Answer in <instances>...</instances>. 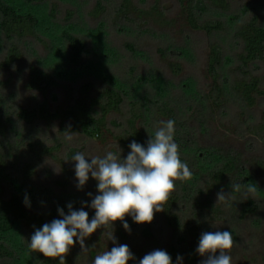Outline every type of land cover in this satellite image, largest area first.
<instances>
[{
  "label": "rangeland",
  "instance_id": "1",
  "mask_svg": "<svg viewBox=\"0 0 264 264\" xmlns=\"http://www.w3.org/2000/svg\"><path fill=\"white\" fill-rule=\"evenodd\" d=\"M11 1L18 8L31 10L38 18V25L36 38L25 34L21 39H13L21 52L18 61L10 66H0V95L5 96L6 103L12 108H29L46 101L48 108H64L84 96L80 91L81 85L89 83L92 94L109 85L119 89L123 97L120 111L108 116V126L115 133L124 123L130 101H142L147 112L154 102L170 103L177 118L184 124L183 130L190 131L199 145L207 150L196 154V157L190 150H184L186 157L194 158L191 179L184 182L194 180L197 186L204 187L205 191L198 195V199L206 200L209 192L214 205L221 206L227 215L222 219L201 214L196 216L194 222H200V234L206 231H229L234 240L229 252L231 264H264V180L261 177L262 166L257 162L264 160V145L255 134L245 133L248 124L259 121L264 110V94H257L254 105L245 107L229 91L224 103L217 107L214 105L213 109L203 97L210 93V79L206 73L209 41L216 40L223 46L227 62L224 71L227 78L224 82L229 84L232 75L228 68L235 64V54L239 49L234 29L241 20L252 15H256L259 23L264 25V0H230V10L219 15L226 23V29L211 36L203 31H193L186 24L185 15L181 13L176 0H130V19L118 9L122 0ZM155 3L162 14L151 10ZM140 10L146 12L140 15ZM64 29L85 40L83 56L76 65L69 64L67 60L68 45L62 36ZM7 43L8 40L2 38L0 47L4 49L0 48V62ZM35 66L46 68L56 75L60 85L44 92L31 90L27 84L30 69ZM257 71L260 76L264 75L263 63L259 64ZM261 83L260 86L264 88V77ZM60 121L26 123L12 114L7 116L5 134L0 135V140L5 136L4 140L8 142L6 151L2 150L0 144V163L5 159V153L9 154L6 160L11 163L26 160L29 142L58 145L53 155L41 158L40 164L35 167L33 179L27 183L39 187L46 200L45 205L31 208L32 211L45 210L57 198L64 200L67 205L71 203L74 210H79L82 202L90 205L92 197L98 194L97 181L90 177L83 189H78L75 162L71 157L77 152L103 157L108 151L118 153L121 149L112 138L106 144H99L98 140L88 136L71 133L73 139L69 141L65 138L66 132ZM141 126L146 129L149 127L147 122L141 123ZM126 156L125 150H122L121 157ZM229 156L235 157L237 167L240 166L239 171H243V175L233 172L230 179L242 185L245 193L246 183L250 179L257 187L256 193L250 195L257 201L258 211L243 221H237L235 217V195L225 190V195L229 194L227 201L217 203V192L205 187L208 179L206 171L219 166ZM10 170L7 172L13 177H8L9 187L14 188V183L20 185L26 182L19 180ZM175 184L177 190L180 181H175ZM88 193H92V197ZM84 210L89 213V219L95 214V210L90 207ZM64 212L67 214L68 208ZM185 215V222L191 220L192 215ZM59 218L57 211L53 219ZM128 224L130 231H126L122 223L101 227L85 239L84 250L77 242L70 250L72 256L67 264H92L96 255L116 246L110 240L111 233L116 244H127L133 253L135 259L128 264H139V260L153 250L167 251L169 245L176 241L173 229L166 225L157 212L151 223L134 224L132 221ZM143 226L149 229L150 234H143ZM25 230L26 225L22 224L17 231L7 236L10 243L13 244V240H17L16 243L21 241ZM185 239L179 247L186 245V250L190 248V251H181L179 256L182 260L178 262L176 258L175 264H200L205 257L196 252L198 245L194 237L190 235ZM22 251V256L14 261L5 260L3 264H44L41 260L37 261V254L31 249L23 248Z\"/></svg>",
  "mask_w": 264,
  "mask_h": 264
},
{
  "label": "trees",
  "instance_id": "2",
  "mask_svg": "<svg viewBox=\"0 0 264 264\" xmlns=\"http://www.w3.org/2000/svg\"><path fill=\"white\" fill-rule=\"evenodd\" d=\"M25 1L26 3H36L41 0ZM176 1L181 8V13L185 15L186 24L193 31H203L208 36H211L215 32L226 29V23L219 15L230 10V0ZM130 3V0H122L118 8L120 12H124V16L128 19H130ZM151 10L157 11L159 14L163 13L158 10L157 3L152 5ZM145 12L140 10V15ZM37 25L38 18L31 10L18 8L11 0H0V42H2L4 37L8 40L0 66H10L18 61L21 52L13 39H21L25 34L36 38ZM62 36L67 41V60L69 64H78L86 47L85 40L67 29L62 31ZM234 36L238 40L239 49L235 54V64L228 68L229 73L232 75V80L229 84L224 82L225 78H227L224 75L227 62L224 58L222 44L216 40H210L208 43L210 54L207 60L206 73L210 79V93L204 94L203 97L211 109H213L214 105L217 107L223 104L229 91L245 107L254 105L257 94H264V88L260 86L264 75L260 76L257 71L259 64H264V25L259 23L256 15H252L248 19L241 20L236 25ZM0 48L4 49L2 46ZM176 70H178V67H176ZM29 74L30 80L27 86L31 90L44 92L48 88L60 85L56 75L49 72L46 68L32 67ZM80 87V91L84 96L77 98L64 108L58 109L48 108L46 101L40 102L34 107L23 108L18 106L17 108H12L10 104L6 103L5 96L0 95V135L5 134L7 116L12 114H15L18 119L26 123L38 121L50 123L59 119L64 132L88 136L98 140L99 144H106L112 138L128 155L130 152L129 144L133 140L146 146L149 136H153L157 128L161 126L160 122L172 119L175 121L174 139L179 146L180 159L187 163L190 171L193 168L194 158L192 156H190L191 158L186 157L184 150H190L195 157L196 154L207 152L194 139L190 131L186 132L183 130L184 124L177 118L174 107L170 103L165 101L154 102L151 110L147 112L142 101L137 99L130 101L124 123L118 133H115L108 126V116L120 111L123 103L121 91L108 85L99 90L97 89V91L95 90V93L92 94V86L89 83ZM143 122L148 123V129L141 126ZM245 133L255 134L257 139H260L264 145V110H262L257 123L248 124ZM245 133L242 132V134ZM4 138L5 136L1 138L0 144H2V150L6 151L5 146H7L8 142ZM57 149L58 145L46 146L39 142H29L27 147L29 156L21 163L7 161L9 154H4L5 159L0 163V264H3L5 260L11 259L14 261L20 255L22 256L23 248L30 249V239L34 231L42 227L43 224L50 223L56 216L58 208L63 210L67 208V203L57 198L55 201H51L50 206L43 211L31 210V208L45 205L46 200L39 187L31 185V183L28 185L27 183L33 179L35 167L40 164L41 158L44 155H51ZM257 162L262 166L261 177L264 180V160H257ZM239 167H237L235 157H227L219 166L206 171L208 179L205 187H207V190L216 191L217 193L221 189L223 191L229 190L235 195V217L237 221H243L255 215L259 207L257 201L250 193H245L244 189L241 188L239 192L233 190V185L237 184V181L233 182L230 178L233 172L243 175V171H239ZM9 170L15 176L17 175L20 178L19 180L26 182L20 185L14 183V188L9 187L7 184L9 183L8 177H13L7 172ZM247 177L245 176V178ZM19 180L17 181L19 182ZM248 182L253 183V180L250 179ZM204 191L205 188L197 186L194 180L188 183L180 181L178 189L173 191L169 199L164 203V210L157 212L166 225L173 229L176 241L167 248V252L172 257V264H175L176 258L181 251H190V248L188 251L186 250V245L183 248L179 247L182 242L186 241L185 238L187 236H193L194 242L198 245L201 236L198 229L201 226L200 222H194L196 216L201 214L207 217L212 216L214 219L227 217L221 206L214 205L212 198L208 195L209 192L206 195V200L201 201L198 199V195ZM25 196L28 198L27 204L25 203ZM182 209H185V211ZM186 213L188 216L192 215L191 220L187 222L184 221L187 220ZM125 220L127 223L133 221L131 216H126ZM192 222H194V225H192ZM115 223L121 224L120 221ZM22 224L26 225V230L21 241L16 243L17 240H13V244H11L7 236L9 237L12 232L17 231ZM141 231L145 235L150 234L146 226H143ZM36 254L37 261L41 260L44 264H59V258H46L39 252H36ZM71 256L69 252L65 257V264L70 261Z\"/></svg>",
  "mask_w": 264,
  "mask_h": 264
},
{
  "label": "clouds",
  "instance_id": "3",
  "mask_svg": "<svg viewBox=\"0 0 264 264\" xmlns=\"http://www.w3.org/2000/svg\"><path fill=\"white\" fill-rule=\"evenodd\" d=\"M160 125L154 135L149 136L146 146L133 140L126 158L121 157L120 148L118 153L108 151L103 157L86 156L83 152L74 154L71 160L75 162L77 188L83 189L91 177L97 181L98 194L92 197V193H88L92 197L90 205L82 202L79 210H74L71 203L67 205V214L58 208L61 218L36 229L30 239V249L46 258H59V264H65L71 248L79 242L84 250L85 239L101 227H112L120 221L124 229L130 231L126 216H131L137 224L151 223L155 213L164 210V203L175 190V181H186L192 176L187 163L180 159L179 146L174 139L175 121H161ZM65 138L71 141V132H66ZM241 187L234 184L233 190L239 192ZM256 191L253 183L247 184V193ZM228 196L221 189L217 203L226 202ZM25 203H28L27 196ZM85 207L95 210L91 219ZM110 240L116 246L96 255L92 264H128L135 259L127 244H116L113 233ZM233 246L229 231L203 232L196 248V252L205 257L200 264H231L229 252ZM181 260L178 255L177 261ZM139 264H172V257L167 251L157 249L145 254Z\"/></svg>",
  "mask_w": 264,
  "mask_h": 264
}]
</instances>
